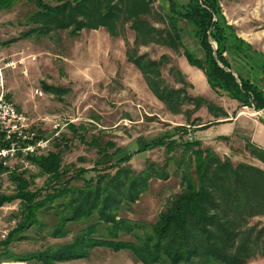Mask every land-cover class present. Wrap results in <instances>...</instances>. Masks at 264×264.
Masks as SVG:
<instances>
[{
	"label": "trees",
	"instance_id": "trees-1",
	"mask_svg": "<svg viewBox=\"0 0 264 264\" xmlns=\"http://www.w3.org/2000/svg\"><path fill=\"white\" fill-rule=\"evenodd\" d=\"M22 1L31 9L25 13L24 21L29 27L21 32V37L46 36L60 30H68L71 36H76L83 28L100 26L114 35L124 23H129L135 33L134 43L144 45L153 42L174 50L182 49L187 62L203 72L216 94L236 100L238 107L247 106L255 111L264 109V87L240 71V66H243L247 73H254L252 69L255 68L259 69V74L264 73V66L262 68L258 63L264 56L259 54L260 60H256L257 52L238 37L233 25L227 23L219 0H184L180 4L176 0H167L168 12H155L169 25L163 29L154 27L145 17L154 14L152 0H57L55 3L47 0H0V11L10 10ZM164 8L162 3L160 9ZM179 22L185 30L192 27L194 42L203 51L201 57L183 42V26ZM212 41L216 48L212 47ZM134 52L127 50L128 59L141 69L156 96L164 101L172 98L174 94L166 92L157 80L167 56L146 61L147 54ZM254 77L260 78L259 75ZM46 88L50 89L49 86ZM189 99L194 100L198 108L204 103L208 110L214 108L200 96ZM215 109L226 114L220 107ZM198 119L194 118L190 123L194 125ZM66 129L68 134H77L79 140L86 141L73 123H68ZM67 130L63 129L62 135L47 151L31 157L36 173L22 170L10 174L8 188L11 193L0 189V205L17 201L18 208L13 215L19 218L14 231L0 241V247L5 248L13 240L23 239L29 227L40 224L39 214L54 207L63 213L52 232L54 236H64L68 222L88 219L95 213L97 220L81 229L63 247L40 252L42 264L79 260L87 257L90 249L101 246L114 251L129 250L143 264H246L251 251L262 242L259 243L260 232L252 236L253 228H248L243 242L239 244L238 241L242 231L240 226L247 224L248 218L264 211L262 169L245 162L234 164L228 157L220 158L210 148L193 149L199 145L198 140H150L132 152L118 155L119 148L113 142L102 143L99 137L92 135L88 144L96 147L98 157L90 169L79 168L73 173L62 157V148L66 147L69 139L65 133ZM158 145L165 147V163L160 166L152 161L135 173L129 164L134 153ZM176 145L183 146L178 160L173 155L169 156ZM245 146L264 161V148L248 140ZM109 147L113 149L111 152ZM188 151L193 155L189 157L193 168H186L180 174L181 190L167 202L148 234L135 233L143 230L141 224H129L122 217L117 218L116 210L123 201L125 186L128 188L127 200L134 201L152 177L168 179V173L164 171L166 163L175 159L178 165L181 164ZM36 176L44 177V180L34 187ZM78 180L82 182L73 184ZM57 200L60 202L53 204ZM101 224H105L108 235L98 231ZM121 233L132 234L134 240L119 238ZM14 256L12 259L20 262H28L31 258L28 255Z\"/></svg>",
	"mask_w": 264,
	"mask_h": 264
},
{
	"label": "rangeland",
	"instance_id": "rangeland-1",
	"mask_svg": "<svg viewBox=\"0 0 264 264\" xmlns=\"http://www.w3.org/2000/svg\"><path fill=\"white\" fill-rule=\"evenodd\" d=\"M47 1L55 3L57 0ZM176 1L180 4L184 0ZM219 1L227 23L234 26L238 37L257 52L256 60H260V55L264 56V0ZM162 3L165 5L164 9H160ZM151 6L154 14L145 16L151 25L158 29L169 27L165 20L162 21L155 14L168 12L167 0H152ZM30 9L31 6L22 1L10 10L0 11V55L22 52L23 55L30 54L35 57L33 61L27 60L28 74L25 76L17 69L6 70L8 95L19 110L34 120L40 133H48L51 123L56 120L73 123L78 127V134H83L86 141L79 140L77 134H68L66 126L63 128L64 131L67 130L65 133L69 139L66 141V147L62 148V157L70 172L74 173L79 168L90 169L93 166L98 155L96 147L88 144L92 135L99 137L102 143L113 142L119 148L118 155L132 152L150 140H198L199 145L193 149L210 148L222 159L228 157L234 164L245 162L264 171V161L258 159L255 153L245 146L248 140L264 148V109L255 111L247 106L238 107L236 100L216 94L208 85L203 72L187 62L182 49L174 50L153 42L136 44L135 33L129 23H124L122 29L114 35L100 26L96 29L83 28L76 36H71L68 30H60L46 36L35 34L21 37V32L29 27L24 21V16ZM179 23L183 26V42L201 57L203 51L194 42L192 27L185 30L184 25ZM212 47L216 48L214 41ZM129 49L134 50L137 55L147 54L146 61L167 56L164 61L162 59L163 65L157 80L166 92L174 94L172 98L164 101L156 96L141 69L128 59ZM258 63L263 68L264 57L263 61ZM240 71L243 76L257 81L258 85L264 87V73L259 74L258 68L252 69L255 74L249 71L247 73L243 66H240ZM253 74L259 75L260 78L256 79ZM48 86L50 89L46 88ZM36 90L41 94L36 93ZM195 96L202 97L214 108L208 110L205 103L198 108L196 102L189 99ZM218 107L227 115L215 109ZM237 110H243L244 116L258 117L257 122L245 117L233 122L221 121L231 118ZM194 118L199 119L192 125L190 122ZM210 122L212 123L209 124ZM184 129L186 131L181 134ZM228 136H231L230 139ZM236 142L240 146H237ZM112 150L108 148L109 152ZM181 153L183 146L176 145L169 156L173 155L178 160ZM166 157L165 147L158 145L134 153L129 164L135 173H138L152 161L162 166ZM189 157H193L190 151L179 165L175 159L169 160L164 170L169 178L162 180L152 177L134 201L127 200L126 185L122 192L123 201L116 210L117 218L122 217L129 224H141L143 230L134 232L148 234L167 202L181 190L180 174L188 168H193ZM25 170L37 172L34 164ZM43 180L44 177L36 176L34 187L41 185ZM81 182L82 180L73 181V184ZM9 184L10 180L4 179L1 191L11 193ZM59 202L60 200H57L53 204ZM4 206L6 209L3 224L8 227V237L16 228L19 219L13 215L18 208L17 201L5 203ZM62 215L63 213L58 212L55 207L40 213V224L29 227L23 239L13 240L5 248L0 247V264H42L39 259L40 252L63 247L81 229L97 220L95 213L88 219L68 222L65 225L66 234L54 236L52 232ZM247 221V224L240 226L242 231L239 244L244 241L248 228H253V237L260 232L259 243L262 242L251 251V257L246 264H264V211L248 218ZM105 230V224L98 225V231L108 235ZM119 238L134 240L132 234L121 233ZM14 255H28L31 258L28 262H20L12 259ZM73 262L143 264L137 261L129 250L114 251L103 246L90 249L85 258L57 264Z\"/></svg>",
	"mask_w": 264,
	"mask_h": 264
},
{
	"label": "built area",
	"instance_id": "built-area-1",
	"mask_svg": "<svg viewBox=\"0 0 264 264\" xmlns=\"http://www.w3.org/2000/svg\"><path fill=\"white\" fill-rule=\"evenodd\" d=\"M27 60L33 61L35 57L22 52L0 55V186L10 174L32 166L31 157L47 151L68 123L56 120L51 123L48 133H40L34 120L19 110L9 97L5 72L17 69L22 75H27ZM35 92L41 94L39 90ZM5 209L4 204L0 205V241L8 235V227L3 224Z\"/></svg>",
	"mask_w": 264,
	"mask_h": 264
},
{
	"label": "crops",
	"instance_id": "crops-1",
	"mask_svg": "<svg viewBox=\"0 0 264 264\" xmlns=\"http://www.w3.org/2000/svg\"><path fill=\"white\" fill-rule=\"evenodd\" d=\"M245 114H244V111L243 110H237V112H236V114H234L231 118H227V119H223V120H221V121H223V122H233V121H237L238 119H240L241 117H245L246 119H251L252 121H254V122H257V120H258V117H255V118H252V117H249V116H244ZM264 128H262V131L264 132V130H263ZM219 136H221V135H219ZM225 136V135H224ZM218 137V136H217ZM229 137V139H230V137L231 136H228ZM227 137V138H228ZM226 138V137H225ZM252 142V141H251ZM237 143V146H240V144H238V142H236ZM254 143V142H253ZM236 145V144H235ZM257 145V144H256ZM257 146H259V147H262L263 148V146H260V145H257Z\"/></svg>",
	"mask_w": 264,
	"mask_h": 264
}]
</instances>
